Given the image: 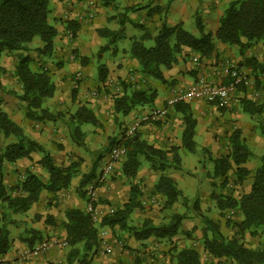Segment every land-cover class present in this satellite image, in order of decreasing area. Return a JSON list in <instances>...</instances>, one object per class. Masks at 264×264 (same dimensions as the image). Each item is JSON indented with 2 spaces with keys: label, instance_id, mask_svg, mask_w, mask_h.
Wrapping results in <instances>:
<instances>
[{
  "label": "crops",
  "instance_id": "obj_1",
  "mask_svg": "<svg viewBox=\"0 0 264 264\" xmlns=\"http://www.w3.org/2000/svg\"><path fill=\"white\" fill-rule=\"evenodd\" d=\"M49 1L50 21L58 31L53 40V54L43 55L41 49L45 44L36 37L33 42L26 45L25 50L6 52L1 56L0 108L23 130L27 138L37 142L50 153L57 166L75 167L78 174L72 176L66 189L56 192L42 190L38 202L26 212L12 213L5 209L6 203L0 200V218L4 217V214L6 216V219H0V228L3 224L6 225L11 244L9 251L0 261L3 264H124V262L131 264L130 262L134 260L136 264L146 261L149 262L148 264H162L161 261L165 264L168 262V264H176L178 250L192 248L200 254L201 264L221 262L232 264L228 263L226 258H214L206 253L203 242H198L196 239L189 244L187 242L189 239L184 241L189 247H185V244L181 245L183 247L181 249L175 245L171 247L170 243L178 233L167 238L151 236L144 240H137L132 231L125 232L119 226L104 227L101 226V222L105 216L115 213L131 198H135L141 207L131 214L128 225L139 228L146 219H151L154 225L162 226L154 219L156 211H150L153 206L148 198L152 193L158 194L157 196L165 203V197L156 190L160 177L166 175L173 178L183 193L190 190L188 184L191 181L187 177L181 179L178 173L193 175L198 167L196 166L197 158L191 155V152L187 155L188 150L182 147L185 124L183 114L179 113L173 105L175 93L172 91V84L161 83L142 73L139 61L131 54L132 44L145 38L144 45L153 47L154 39L163 25L180 26L193 36L202 37L197 26L198 20L204 34L215 36L221 16L233 0H117L115 5L110 7L103 6L101 0ZM156 8H160L159 13H154ZM69 21L76 22L80 28L76 32L72 31L67 27ZM100 29L114 34L102 37L98 33ZM103 39H106L107 43H104ZM170 39L171 43L175 42V36ZM147 43L150 45H146ZM215 44L216 50L209 57H202L199 53L184 47L182 58L179 57V64L168 69L162 68L164 77L168 82L175 81V84H188L189 76L205 77L209 81L222 83L228 80L225 68L235 63L240 67L244 60L250 57L262 62V53L257 51L260 49H255L259 44L244 52H241L239 47L223 44L216 39ZM104 49L108 50L107 54H105L106 51L103 52ZM100 54L101 58L98 59L97 64L96 57ZM82 57L88 58L89 61L83 64ZM24 58L30 59V67L33 71L41 69L49 71L56 90L53 97L46 99L42 106L53 113H63L64 118H56L52 121H34L26 118V104L19 98L22 85L16 75L17 66ZM191 68H195L193 75L187 74ZM240 71L249 78L250 86L242 87L230 106L220 108L215 104L199 100L188 103L197 122L194 137L196 147L198 149L204 146L209 149L213 153L211 159L229 153L230 147H224L226 142L228 144L224 135L228 128L231 134L235 129H240L242 137L246 138L245 133L248 131L249 122L247 114L241 108L240 97L244 96L253 101L254 96L262 97L264 94V72L255 75L250 67H242ZM255 84L261 88V92L256 94ZM139 90L156 91V98L151 104L135 107L128 115L115 113L114 104L117 98ZM83 106L99 121V126L77 123L81 132L84 133V147L72 140L69 127L63 121V119L67 121ZM68 111L69 115L66 113ZM152 111H162L164 115L153 117ZM148 113L150 117L145 115ZM227 113L230 114L229 120L224 117ZM119 122L127 128L137 125L136 132L155 148L169 151L173 147H180L178 153L182 159L181 168L171 167L175 173L167 174L172 171L171 168L164 172L153 170L149 163L141 158V167L136 177L128 178L123 174L125 158H122L113 163L111 170L105 174L102 181L101 176L104 175L103 170L108 156L98 151L93 153L91 149L99 148V140L92 139L88 133L95 132L102 126L103 128L108 126L110 135L119 128ZM86 137L87 140L96 141L94 148H88ZM15 142H17L16 137L5 136L0 129L1 151ZM88 153H92L94 157ZM31 157V159L22 158L16 162H3L0 173L3 184L9 192L13 186L25 178L27 172L39 176L44 183L49 180V174L39 163L42 154L33 153ZM168 158H172V153L168 154ZM84 180L87 181L81 187ZM134 185L140 189V195L134 196L131 192ZM183 195L185 196V193ZM207 206L213 208L209 218L219 226L221 225V233L228 237L235 236L236 230L233 226H228L224 221H217L222 220L215 215L216 211L221 213L217 203L210 201ZM162 208L165 213L170 210L164 209V206ZM70 210H80L84 214L92 213L98 233L100 229L105 232L104 234L112 230L115 236H121L124 241L127 240V243L136 251L122 250V252L117 249L110 255L101 257L103 236L100 234V245L91 251L85 249L84 243L77 244L74 248L69 246L67 232L63 225L67 220L66 213ZM231 214H237L235 218L232 216L235 220L237 218V222L242 220V215L236 210H232ZM182 223L184 228H188L190 224L186 219ZM188 234L191 235L185 233L187 236ZM107 237H110L109 233ZM199 238L201 237L197 239ZM42 242L51 245L49 250L38 257L27 258V253L35 247L34 245ZM75 248L78 249V254L70 260L69 255ZM162 257H164L163 260ZM83 259H85L84 262Z\"/></svg>",
  "mask_w": 264,
  "mask_h": 264
},
{
  "label": "trees",
  "instance_id": "obj_2",
  "mask_svg": "<svg viewBox=\"0 0 264 264\" xmlns=\"http://www.w3.org/2000/svg\"><path fill=\"white\" fill-rule=\"evenodd\" d=\"M116 1L101 0V4L110 7L115 5ZM159 11L160 8L154 9V13H159ZM50 14L49 0H0V58L6 52L14 53L25 50L26 45L33 42L36 37H39L45 44L41 53L51 56L54 47L53 40L58 31L50 21ZM197 26L202 33V37L199 38L180 26L163 25L154 39L153 47L144 45L145 38L135 41L132 44L131 54L139 61L142 73L161 83L168 84L162 68L168 69L179 64V57L182 58L184 47L190 48L202 57H209L216 50L215 39L223 44L239 47L241 52L264 42V0L231 1L221 16L215 36L204 34L199 20ZM67 27L74 32L80 28L74 21H69ZM98 33L102 37L114 34L104 29L98 30ZM172 36H175L173 43L170 39ZM81 60L83 64L89 61L86 57H82ZM242 67H250L255 75L264 72V63L254 57L246 58L238 69L241 70ZM102 70L100 71L101 75ZM16 75L22 85V93L19 98L26 104L27 119L52 121L56 118H64L63 113H53L42 106L46 99L53 97L56 90L48 70L33 71L30 67V59L24 58L17 66ZM155 98L156 91H134L130 95L125 94L117 98L114 110L115 113L128 115L135 107L151 104ZM240 105L243 112L251 117L264 115V102L257 103L243 98ZM174 108L183 114L185 128L182 134V147L191 153H196L194 137L197 122L191 113V108L188 103L182 101L176 102ZM63 121L69 127L72 140L83 147L85 145L84 133L81 132L77 123L99 126L95 115L84 106L80 107L67 121L65 119ZM259 126L260 133L264 136V119L260 120ZM0 129L5 136L12 135L17 139V142L7 145L4 151L0 150V171L4 161L16 162L22 158L31 159L33 153H41L42 159L39 163L49 174V180L44 183L39 176L27 172L25 178L13 186L9 192L3 184L0 173V200L6 203L5 209L12 213L26 212L34 203L38 202L42 190L56 192L66 189L72 176L78 174L75 167L57 166L50 153L37 142L27 138L23 130L1 108ZM112 144L108 147L107 153L114 146H123L126 149V155L123 157L125 158L123 174L128 178L136 177L141 167V158H144L153 170L160 172L171 167L180 169L182 166V159L178 153L180 147H173L169 151L155 148L144 141L138 132L133 135H127L124 132L121 138ZM169 153H172L171 159L168 158ZM253 156L254 153L246 138L242 137V131L235 129L230 136L229 153L216 159H210L214 164V177L224 178L220 186L225 187L228 184L230 172L235 176L236 183H243L251 175V171L246 165ZM259 160L260 165L255 169L251 188L247 193L238 198L224 194H211V198L216 201L217 208L222 214L226 210H236L242 215V220L238 224L236 223L237 231L233 237L223 235L216 222L204 218L208 230L211 232L210 237L205 233L204 251L214 258H226V261L233 264H264V241L258 248H250L244 242L246 234L257 237L264 235V153ZM86 181L81 183V187L85 185ZM156 190L165 197L164 209H173L180 199L184 201V204L188 202V198L179 190L175 180L169 176L162 175L160 177ZM131 192L134 196L140 195L137 185H134ZM194 205L198 209V203L196 202ZM139 207H141L139 201L131 198L123 208L105 216L101 226L109 228L119 226L122 230L132 231L137 240H144L151 236L157 238L175 236L182 221L186 219L184 214H174L167 225L156 226L151 219H146L141 227H131L128 225V221L134 210ZM2 218L6 219L5 214ZM2 218L0 219L2 220ZM66 218L63 226L67 232L69 246L74 248L77 244L84 243L85 249L91 251L100 245L98 228L95 226L92 213L84 214L80 210H70L66 213ZM227 224H230L229 220H227ZM9 234V230L3 224L0 228V259L10 249ZM77 250L73 249L69 255L70 260L78 254ZM0 264L3 262L0 261ZM176 264H201L200 254L192 248L178 250Z\"/></svg>",
  "mask_w": 264,
  "mask_h": 264
},
{
  "label": "rangeland",
  "instance_id": "obj_3",
  "mask_svg": "<svg viewBox=\"0 0 264 264\" xmlns=\"http://www.w3.org/2000/svg\"><path fill=\"white\" fill-rule=\"evenodd\" d=\"M103 40H105L104 43H107L106 39H103ZM258 44H259V46L257 45L255 47V49H260L257 51L259 53H262V63H264V42H261ZM146 45H150V43H147ZM105 51H106L105 54H107L108 50L104 49L103 52H105ZM105 57H106V55H105ZM100 58H101V54H100V56L96 57V63L97 64H98V59H100ZM232 67L238 68L237 63L233 64L232 66H230L228 68H225L226 76ZM194 71H195V68H191L189 71H187V74L193 75ZM198 78H200V77H198V76H193V77L191 76L190 77L189 76L188 77V80H189L188 84H175V81L173 82V80H169V84H172V87H171L172 91L179 98L193 84H195L197 82ZM259 92H261V88L259 85L257 86L255 84V94L259 93ZM243 98H244V96L242 98L240 97V99L239 98L238 99L241 102V100ZM253 99H254L253 101H255L257 103H262V102H264V94L262 97H261V95L254 96ZM188 103H190V102H188ZM66 113H67V115H69V111ZM145 115H147V117H150L149 113L145 114ZM224 117L229 120L230 114L227 113L226 115H224ZM220 118H222V117H220ZM261 119H264V115L251 117L249 114H247V120L249 122V128H248V131L245 133V135H246L247 143H248L250 149L252 150V152L254 153V156L250 159V161L246 165L250 169L251 175L243 183H241V184L236 183L235 182V176L233 175L232 172H230L228 174V184L225 187H221L220 185L223 182L224 178L214 177V175H213V166L214 165L210 160L211 157H213V153H211L209 151V149H207L206 147L201 146V147H198L196 153H191V155H193L194 157L197 158L196 166H198V167H197V170L195 172H193L194 174L193 175H187V174L182 173V172L178 173V175L180 176L181 179L187 177V179L189 181H191V183L188 184V186H189L188 189H190V190L183 192V194L185 193V196L188 198V202L186 204H184V201L182 199H180L176 203V205L173 207V209H170L168 212L165 213L163 211V208H162L165 203H164L163 199H160L159 196H157L158 194L156 195V194L152 193L148 197L149 200L154 198L157 201V203H155V204L151 203V205L153 207L151 206L152 208L150 211H153V210L156 211V216H154V219L158 221L159 225H165L171 219L172 215H174V214H184L186 216V220H188V222L190 223L188 228H184V225H181L178 234L175 237H173L172 242L170 243L171 247L173 245H175L176 247L181 249V248H183L181 246L183 244H185V247H189L188 244L195 241V239L198 242H200V241L203 242L205 233L207 234V236H209V237L211 236V232H210V230H208V226L205 223L204 218L210 219L209 213L213 212V208H211V206H207L210 203V201L216 203V201L211 198L212 193L224 194L227 196H233V197L238 198L239 196H241L244 193H247L250 190L251 184H252L253 174L255 172V169L260 165L259 158L264 153V136L261 135L260 129H259L260 128L259 122ZM130 129L131 128H129V126L127 128L126 125L124 126L122 122H119V128H117V130L115 132H112L109 135L110 129L108 128V126H106V128H103V126H102L97 131H95V132L90 131L88 133L89 137H91L92 139H95L96 141L99 140V148L97 150L91 149V148H94L93 147L94 145H96V141L95 140H92V141L87 140V137H86V144H87L88 148L93 151V153L94 152L96 153L98 151L99 153H105V155L107 156L108 155V153H107L108 147L113 145L112 142L113 143L117 142L121 138L122 133H124V132L126 133ZM224 135H225L226 141H228V144L226 142V145L224 147L227 146L229 148L230 147L229 139H230V135H231V131L229 130V128L224 132ZM227 152H228V150H227ZM86 153L87 152H85V154ZM186 153H187V155H190V152L186 151ZM88 154H90V153H88ZM91 156H93V155H91ZM145 164H147V163H145ZM185 169H186V167H185ZM171 170L172 171L168 172L167 174L175 173L174 169L171 168ZM196 202L198 203V209L195 208V205H194V203H196ZM231 211L232 210H226L223 214H222V212L220 213V212L216 211L215 215L217 217L222 218V220L218 219L217 220L218 222L224 221L225 223H227V220H229L230 224H228V226H231V227L233 226V228L236 230V227H237L236 223L238 224L237 218L235 220L232 218V216L235 218L237 214H231ZM193 224H195V225L193 226ZM220 227H221V225H220ZM124 231L128 232V233L131 232L129 230H124ZM103 232L104 231L102 229L99 230V234L101 236H103L102 241L105 242L104 243L105 246H103L102 241H101V246H103L100 250V256L101 257H106V256L111 254V253L106 252V250H105L106 248H110L112 251L117 250V249H119L121 251L122 250L123 251H136L132 246H130L127 243V240L124 241L121 238V236L120 237L115 236V233L112 230H108L110 237H107L108 233L104 234L105 232L104 233ZM185 233H190L191 235L188 234V236H189L188 237L187 235H185ZM194 235H197L198 237H201V238L197 239L198 237L194 236ZM187 239H189V241H187L188 244L186 242H184ZM263 241H264V235L261 237H257V236H250L249 234H246V236L244 238V242H245L246 246H248L250 248H258ZM37 244H35L34 246H36ZM167 246H169V242H167ZM161 259L163 260L164 257H162ZM133 261L130 263L133 264ZM161 262H162V264H165L164 261H161ZM148 263L149 262L146 261L145 263H142V264H148ZM228 263H230V262H228ZM124 264H125V262H124ZM134 264H136L135 261H134ZM218 264H223V262L218 263ZM224 264H227V262H225Z\"/></svg>",
  "mask_w": 264,
  "mask_h": 264
},
{
  "label": "built area",
  "instance_id": "obj_4",
  "mask_svg": "<svg viewBox=\"0 0 264 264\" xmlns=\"http://www.w3.org/2000/svg\"><path fill=\"white\" fill-rule=\"evenodd\" d=\"M92 4V3H91ZM250 80L245 76L238 68L232 67L228 72L227 82L216 83L209 81L205 77L198 78L197 82L193 84L183 95L179 98L175 94L173 105L176 102L182 101L185 103L192 102L194 100L205 101L206 103L215 104L218 107H228L234 101L240 89L242 87H249ZM164 115L162 111H154L152 113L153 117H159ZM137 125L132 127L126 132L127 135H133L136 132ZM126 155V149L123 146H114L108 153V161L106 163L104 175L101 176L103 181L105 174L111 170L113 163L121 160ZM101 181V182H102ZM151 203H157L156 199H151ZM92 211V207H90ZM102 241V245H104ZM50 244L47 242H42L37 244L33 249L27 253V258L32 259L38 257L42 253L46 252L50 248ZM102 246V247H103ZM107 253H111L110 248L105 249Z\"/></svg>",
  "mask_w": 264,
  "mask_h": 264
}]
</instances>
